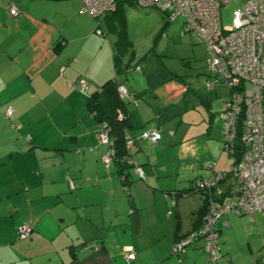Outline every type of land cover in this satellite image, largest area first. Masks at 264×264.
Masks as SVG:
<instances>
[{
    "label": "crops",
    "instance_id": "1",
    "mask_svg": "<svg viewBox=\"0 0 264 264\" xmlns=\"http://www.w3.org/2000/svg\"><path fill=\"white\" fill-rule=\"evenodd\" d=\"M94 22L79 0H0V264H211L202 239L176 254L172 246L204 211L205 197L192 181L207 176V163L217 170L222 156L217 95L192 91L201 111L160 130L147 121H164L162 108L127 86L135 133L156 128L161 136L157 144L138 139L131 150L145 179L104 164L87 99L113 78L115 39L97 36ZM166 86L167 100L189 90ZM175 190L182 194L167 215L166 193ZM222 222L221 259L212 264H264V212ZM21 224L31 226L25 238L18 237ZM126 247L135 254L130 262Z\"/></svg>",
    "mask_w": 264,
    "mask_h": 264
},
{
    "label": "built area",
    "instance_id": "2",
    "mask_svg": "<svg viewBox=\"0 0 264 264\" xmlns=\"http://www.w3.org/2000/svg\"><path fill=\"white\" fill-rule=\"evenodd\" d=\"M80 2L81 11L97 24L116 8V0ZM232 2L240 5L241 0H136L138 5L160 10L169 24L179 19L181 36L191 33L205 42L208 47L206 66L212 77L204 83L205 87L213 90L222 83L229 91L228 96L222 98L221 142L223 152L239 157L231 167L234 187L221 202L217 201L216 195H220L221 190H217L216 185L225 173L212 172L194 182L192 189L205 191L207 195V213L199 226L174 241L172 246V252L176 254L196 238L203 239L207 262L211 264L221 259L216 228L218 220L226 214L238 216L264 212V0H243L242 6L233 10L231 23L224 26L221 7ZM8 9L13 17L18 15L15 5H9ZM117 91L121 98L132 99L126 84L119 85ZM4 114L9 117L12 109L6 108ZM125 138L126 148L132 150L140 138L156 144L160 134L154 128L144 129L134 136L126 134ZM99 140L107 146L102 162L108 165L114 155L108 129L99 134ZM212 166L214 163L207 164V167ZM134 171L140 179H145L139 165L135 164ZM166 197L167 215H170L176 198L172 192ZM30 231V225L21 224L17 228L18 237L25 238ZM124 258L127 262L135 259L132 247H126ZM224 264L230 263L226 261Z\"/></svg>",
    "mask_w": 264,
    "mask_h": 264
},
{
    "label": "rangeland",
    "instance_id": "3",
    "mask_svg": "<svg viewBox=\"0 0 264 264\" xmlns=\"http://www.w3.org/2000/svg\"><path fill=\"white\" fill-rule=\"evenodd\" d=\"M7 1L14 2V0ZM242 1L240 5L232 2L221 7L224 26L231 23L232 12L235 8L242 6ZM179 23L178 19L174 23L166 24L165 15L152 6L138 4L125 6L123 27L132 44V55L122 53L124 51L121 50L118 54H120L122 65L127 63L129 68L139 65L141 71H132L131 68H128L126 74L119 75V78L125 80L134 96L140 101L143 100L142 102L146 104H149L150 101L153 108H162L159 115L160 118H165L164 121L158 122L154 117L147 121L154 125L158 123L161 126L160 130H163L168 123L175 121L174 119L187 120L188 115L195 116L196 114L193 112L201 111L202 108L198 103L195 104L196 99L191 92L206 91L204 81L210 75L206 66L208 58L206 43L195 35L190 38L181 36L178 32ZM94 24L97 36L113 42L114 34H111L104 24L103 34L98 32L101 28H98L96 21ZM163 26L164 29H162ZM170 82L183 84L186 89H189L187 94L185 92L167 100L166 85ZM214 92L217 98L213 101V107L215 108L216 125L219 128L223 124L221 118L222 98L228 96L229 91L224 84L220 83L215 86ZM221 155L217 162V169L228 170L233 160L223 152Z\"/></svg>",
    "mask_w": 264,
    "mask_h": 264
},
{
    "label": "trees",
    "instance_id": "4",
    "mask_svg": "<svg viewBox=\"0 0 264 264\" xmlns=\"http://www.w3.org/2000/svg\"><path fill=\"white\" fill-rule=\"evenodd\" d=\"M136 4H137L136 0H116L115 10L110 12V13L105 14L101 19H99V21H98L99 24H97V26H98V28H101L100 32L102 33L103 32L102 27L106 26V28L111 32V34L113 33L114 37H115V42L113 44V49H112L113 78L104 82L101 85V87L98 90H96L94 93L90 94L88 99H87V106L89 108V111L91 113H93L94 118H96V120L99 122V125H100L99 130H98V141L104 147V149L107 148V146L105 144L100 142L99 134L101 132H103L104 130L108 129V135H109V138L112 142V149L114 152L112 162H114L118 166L120 173H122L123 169H125V168L134 169L135 164H136L132 159L131 150H128L126 148V145H125L126 144V138H125L126 134H130L133 136L135 134V128L132 127L129 118L126 115V105L129 102H128L127 98H125V99L121 98L118 94V91H117V88L119 85L126 84L125 80L119 78V75H121V74L124 75V73L126 74L128 68H129L127 63L122 65V60H121L120 54H118V52L121 50V51H124L122 53H126V54L129 53L132 55V44L128 40L127 35L124 31V27H123L124 21H125V6L126 5H136ZM166 24H169L167 22V20H166ZM162 29H164V26ZM178 32H179V30H178ZM192 35H194V34L189 33V34L184 35V37L186 36V37L190 38V37H192ZM135 67L136 66L130 67L131 69L130 68L129 69L133 70ZM207 80H205L204 83ZM187 90H188V88H187ZM204 92H202V93H204ZM136 143H137V140L134 143V145ZM221 151H222V142H221ZM223 153H225L228 157H231L233 160L229 166V169L228 170H218V169L216 170L215 169V163H214V166L208 167L209 173L207 174V176H208L212 172L225 173L224 177L216 185L217 190H221V193H220V195H216V194L215 195L217 197V201H221V202L226 200V197L229 195L230 191L234 187V184H233L234 177H233V172H232L233 170L231 167L236 162L239 161L238 160L239 157H237L236 155H228L226 152H223ZM211 163H213V162H211ZM204 177H206V176H204ZM204 177H200V178L193 180L192 184L194 182H196L197 180H200ZM123 184H124L123 186L125 187L124 188L125 191L128 193V182L126 181V177H124ZM196 192L203 193V195L205 197V204L203 207L204 211L202 213V217L200 219V222L197 225V226H199L203 222V219L207 213V200L208 199H207V195H206L205 191L197 190ZM172 193H174L176 199L182 194V192L177 191V190L172 191ZM131 212H132V210H131ZM227 215H230V214L224 215L223 218L221 220H218L217 224H216V228L219 231L217 240H218V248H219L220 254H221V250H220V244H219V235H220L219 224L222 222L224 217H226ZM231 215H235V214H231ZM224 222H222L223 225H225ZM197 226H195L191 229H194ZM190 230H188L187 232H189ZM186 233H184L180 237L184 236ZM180 237H178L176 240H178ZM196 240H198V238H196L192 243H194ZM202 241H203V239H202ZM203 245H204V241H203ZM229 263L232 264L231 262H229Z\"/></svg>",
    "mask_w": 264,
    "mask_h": 264
},
{
    "label": "clouds",
    "instance_id": "5",
    "mask_svg": "<svg viewBox=\"0 0 264 264\" xmlns=\"http://www.w3.org/2000/svg\"><path fill=\"white\" fill-rule=\"evenodd\" d=\"M136 66H139V65H136ZM153 129V128H152ZM154 129H156V128H154ZM157 131H158V129H156ZM159 132V131H158ZM159 134H160V132H159ZM160 136H161V134H160ZM159 141V140H158ZM157 144V143H156ZM208 164V163H207ZM167 194V193H166Z\"/></svg>",
    "mask_w": 264,
    "mask_h": 264
}]
</instances>
